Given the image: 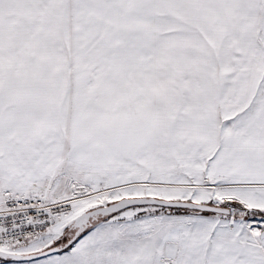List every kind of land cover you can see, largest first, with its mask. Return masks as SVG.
<instances>
[{
	"label": "snow or ice",
	"instance_id": "obj_1",
	"mask_svg": "<svg viewBox=\"0 0 264 264\" xmlns=\"http://www.w3.org/2000/svg\"><path fill=\"white\" fill-rule=\"evenodd\" d=\"M0 264H264V0H0Z\"/></svg>",
	"mask_w": 264,
	"mask_h": 264
}]
</instances>
